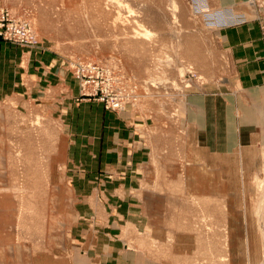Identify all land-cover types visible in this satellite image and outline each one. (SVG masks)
Returning <instances> with one entry per match:
<instances>
[{"label": "rangeland", "instance_id": "obj_1", "mask_svg": "<svg viewBox=\"0 0 264 264\" xmlns=\"http://www.w3.org/2000/svg\"><path fill=\"white\" fill-rule=\"evenodd\" d=\"M114 1L3 0L0 10L28 21L37 44L65 58L78 99L147 120L152 173L142 188L151 227L131 240L135 231L124 227L119 241L144 252L148 264H264V144H227L221 152L217 110L207 134L202 113L195 127L188 111L189 98L211 88L234 106L235 90L226 88L231 65L216 29L244 16L230 18L231 7L208 0ZM247 3L264 35V0ZM88 64L95 96L83 93L75 74ZM226 115L231 142L236 111ZM56 125L36 111L0 107V264H83L93 243L91 233L78 240L76 212L84 210L51 160ZM81 222L78 230L88 227Z\"/></svg>", "mask_w": 264, "mask_h": 264}, {"label": "crops", "instance_id": "obj_2", "mask_svg": "<svg viewBox=\"0 0 264 264\" xmlns=\"http://www.w3.org/2000/svg\"><path fill=\"white\" fill-rule=\"evenodd\" d=\"M208 1L214 7H231L230 18L241 15L245 19L216 29L217 41L229 57L226 88L235 90V101L233 106L227 94L212 88L202 96L192 95L188 102L191 124L197 127L193 117L202 113L205 133L211 131V113L217 110L221 152L234 143L238 150L257 148L264 144L260 15L247 0ZM65 62L47 43L29 47L0 38V107L18 113L32 110L56 120L58 134L51 160L76 194L78 210H84L76 212L78 240L83 233L93 235L91 247L81 256L83 264H148L144 252L119 241L124 227L135 231L127 236L130 240L151 227L148 196L142 188L152 173L147 120L128 109L115 113L96 101L78 99L77 81ZM234 111L236 116L230 121L235 123V139L230 142L229 119L223 113ZM80 222L88 227L78 230Z\"/></svg>", "mask_w": 264, "mask_h": 264}, {"label": "built area", "instance_id": "obj_3", "mask_svg": "<svg viewBox=\"0 0 264 264\" xmlns=\"http://www.w3.org/2000/svg\"><path fill=\"white\" fill-rule=\"evenodd\" d=\"M258 0H248L250 4ZM223 22V21H221ZM244 18H239L234 21L235 24L243 23ZM0 35L9 41L16 42L24 46H35L38 43V36L35 31L31 28L28 21L15 16L7 10H0ZM90 72H94L95 68L92 65L79 66L75 74L79 78L83 93L88 96H95L98 91L91 92L88 90L87 85L90 83ZM97 75V74H96ZM112 107H118V103H109Z\"/></svg>", "mask_w": 264, "mask_h": 264}, {"label": "bare ground", "instance_id": "obj_4", "mask_svg": "<svg viewBox=\"0 0 264 264\" xmlns=\"http://www.w3.org/2000/svg\"><path fill=\"white\" fill-rule=\"evenodd\" d=\"M112 1H114V0H111V2H112ZM114 2H116V0H115ZM112 3H113V2H112ZM175 6H176V5H175ZM171 7H172V6H170V8H171ZM172 9H173V8H171L170 10L172 11ZM174 9H175V8H174ZM172 12H173V11H172ZM172 12H171V13H172ZM174 12H175V11H174ZM172 14H173V13H172ZM173 15H174V14H173ZM148 18H149V17H148ZM173 20H174V19H173ZM155 22H156V21H155ZM160 22H162V21H160ZM170 22H171V21H170ZM176 23H177V22H176ZM137 31H138V30H137ZM148 32H149V31H148ZM134 33H135V34L138 33L137 35H138L139 37H141V36H145V35L148 36V37L150 36V35H148L149 33H147V31H143V32H140V31H139V32H134ZM141 33H142V34H141ZM148 37H147V38H148ZM150 37H151V36H150ZM134 38H135V37H134ZM192 39H193V38H192ZM138 41H139V40H138ZM141 41H142V40H141ZM143 44H144V43H143ZM140 45H141V44H140ZM138 46H139V43H138ZM192 52H193V51H192ZM263 216H264V215H263Z\"/></svg>", "mask_w": 264, "mask_h": 264}]
</instances>
